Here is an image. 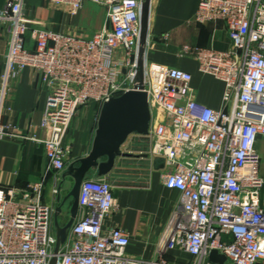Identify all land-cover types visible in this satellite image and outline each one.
I'll return each instance as SVG.
<instances>
[{
	"label": "built area",
	"instance_id": "1",
	"mask_svg": "<svg viewBox=\"0 0 264 264\" xmlns=\"http://www.w3.org/2000/svg\"><path fill=\"white\" fill-rule=\"evenodd\" d=\"M26 0H6L0 22L10 32L0 80V140L16 134L2 123L12 80L29 67L47 86L42 127L46 173L23 200L0 188V264H144L127 252L130 235L106 227L118 209L107 175L88 177L66 242L55 253L54 215L63 191L67 138L79 109L103 104L136 87L144 0H90L106 21L90 37L41 28L25 12ZM87 0H49L76 15ZM195 21H224L228 49L187 47L199 70L225 84L221 109L200 105L192 73L151 63L143 55V86L152 120L149 154L164 159V182L182 194L164 232L160 255L178 248L186 264H264V0H199ZM35 45L27 46V35ZM140 135V134H139ZM54 173L52 203L46 179ZM61 213L60 217L63 216ZM54 262V263H53ZM156 264V262H155ZM157 264H172L165 260Z\"/></svg>",
	"mask_w": 264,
	"mask_h": 264
},
{
	"label": "crops",
	"instance_id": "2",
	"mask_svg": "<svg viewBox=\"0 0 264 264\" xmlns=\"http://www.w3.org/2000/svg\"><path fill=\"white\" fill-rule=\"evenodd\" d=\"M6 0H0V8ZM199 0H151L148 14L147 37L144 54L151 63L189 71L193 75L191 87L197 102L203 106L221 109L225 84L212 75L199 70L196 58L187 47L228 49L231 45L229 31L224 21L200 23L195 21ZM26 15L41 28L90 37L105 21V8L87 0L76 15L49 0H26ZM10 32L0 22V80L9 48ZM35 45L27 35V46ZM48 89L40 75L27 67L12 80L2 123L10 125L15 136L0 140V188L11 192L19 200L30 191L32 183L46 173L47 158L44 144L46 135L42 127L43 112ZM101 104L91 102L81 107L73 119L67 138L70 153L66 167L87 155L93 144ZM258 148L264 155V139ZM126 155L117 158L115 167L107 174L113 185L118 209L106 219V227H121L130 235L127 252L156 264L165 260L172 264H186L190 255L178 248H169L160 255L165 229L173 213L179 208L182 194L165 185V163L149 154L150 143L146 137L132 134L122 147ZM263 157V156H262ZM261 169L264 173V167ZM54 173L46 179L45 201L52 203ZM92 173L90 177H96ZM72 180L65 179L62 194L66 195ZM63 221L69 219L64 212Z\"/></svg>",
	"mask_w": 264,
	"mask_h": 264
},
{
	"label": "water",
	"instance_id": "3",
	"mask_svg": "<svg viewBox=\"0 0 264 264\" xmlns=\"http://www.w3.org/2000/svg\"><path fill=\"white\" fill-rule=\"evenodd\" d=\"M151 0H144L141 33V53L138 73V84L135 88L122 95L112 97L105 101L100 108L97 128L90 152L69 165L63 174L64 181L71 178V186L63 195L60 193L59 204L54 215V225L57 235L55 253L66 242L68 232L73 225L78 209L79 196L82 183L92 173L97 176L107 175L115 167L117 158L126 155L122 147L132 134L146 135L152 120L149 95L143 86L142 59L145 50L148 14ZM164 159L159 157L157 161ZM63 181V182H64ZM68 204L69 219L61 223L60 215L64 206ZM210 259L220 264H225L226 256L213 250ZM54 263V262H53Z\"/></svg>",
	"mask_w": 264,
	"mask_h": 264
},
{
	"label": "rangeland",
	"instance_id": "4",
	"mask_svg": "<svg viewBox=\"0 0 264 264\" xmlns=\"http://www.w3.org/2000/svg\"><path fill=\"white\" fill-rule=\"evenodd\" d=\"M263 157H262V168L264 167V155H262ZM263 172V171H262ZM68 211V204H66L65 206H64V212H67ZM60 221L62 222L63 221V218H62V216L60 217ZM54 228H55V225H54Z\"/></svg>",
	"mask_w": 264,
	"mask_h": 264
}]
</instances>
